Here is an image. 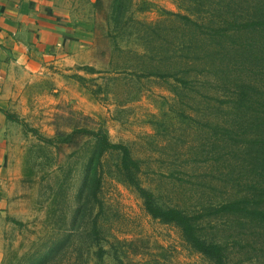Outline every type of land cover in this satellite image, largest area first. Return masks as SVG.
I'll list each match as a JSON object with an SVG mask.
<instances>
[{"label": "rangeland", "instance_id": "374dc122", "mask_svg": "<svg viewBox=\"0 0 264 264\" xmlns=\"http://www.w3.org/2000/svg\"><path fill=\"white\" fill-rule=\"evenodd\" d=\"M114 1L79 0L93 17L91 60L52 70L15 115L11 164L19 165L0 214L2 264H213L147 213L117 176L116 153L102 157L93 200L83 184L95 147L86 131L131 149L159 205L203 213L202 236L225 247L229 264H264L263 224L207 213L264 180L252 171L250 115L231 103L239 79L261 88L253 55L264 37L223 27L252 19L264 0H125L116 20Z\"/></svg>", "mask_w": 264, "mask_h": 264}, {"label": "crops", "instance_id": "0c3cea01", "mask_svg": "<svg viewBox=\"0 0 264 264\" xmlns=\"http://www.w3.org/2000/svg\"><path fill=\"white\" fill-rule=\"evenodd\" d=\"M85 13L79 0H0V214L18 172L19 162L11 164L15 115L21 117L28 90L52 70L91 60L96 36L92 14ZM3 245L0 230V264Z\"/></svg>", "mask_w": 264, "mask_h": 264}, {"label": "trees", "instance_id": "16d2710c", "mask_svg": "<svg viewBox=\"0 0 264 264\" xmlns=\"http://www.w3.org/2000/svg\"><path fill=\"white\" fill-rule=\"evenodd\" d=\"M125 0H115L113 13L115 14V20L118 18V14L125 10L126 6L122 3ZM100 2L97 0L95 5ZM255 16L247 20L246 22H238L232 20L225 22L223 27L227 26V31L241 32L242 29H251L252 31H259L264 37V8L254 14ZM183 19L195 27H199V24L191 19V17L183 16ZM221 29V28H220ZM224 29V28H223ZM222 31V30H221ZM221 36V34H219ZM225 35V34H224ZM221 36L222 38L224 37ZM256 63L260 64V69L264 68V52L262 54L253 55ZM159 76V77H172L186 87L189 85V80L179 78L173 74H156V72H150L147 76ZM258 79V78H257ZM261 88L257 83L238 80L234 83L236 90L234 91V98L232 100V108L238 113L243 115H250V125L255 131V137L252 144V159L254 162V168L252 171L262 172L264 177V80L259 79ZM12 120V116H9ZM17 122V120H16ZM89 134L95 141L94 151L91 156V160L85 170V178L83 181L84 187L89 190V193L93 200L99 202L98 192L101 186V173L99 167L102 164V157L105 154H117L116 172L120 180L133 187L140 197L144 201V206L147 213L155 220L167 225H174L180 229L181 234L185 242H187L191 248L196 252L209 259L213 264H229L225 247L219 243L206 240L201 233V222L205 215L188 214L184 210L176 207H163L156 201V196L149 190L141 186L138 179V174L141 171L140 162L135 160L132 156L131 149L122 143H112L108 136L102 131L89 132ZM245 194L230 199L226 203L221 204L214 211L211 209L207 212L209 215H233L240 216L255 223L264 225V180L252 181L248 184L244 190ZM212 211V212H211ZM214 213V214H213ZM96 230V222H95Z\"/></svg>", "mask_w": 264, "mask_h": 264}]
</instances>
